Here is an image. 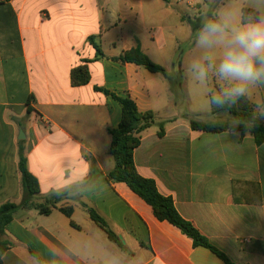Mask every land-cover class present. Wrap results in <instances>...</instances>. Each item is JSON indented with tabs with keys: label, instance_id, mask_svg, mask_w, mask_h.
Here are the masks:
<instances>
[{
	"label": "crops",
	"instance_id": "obj_1",
	"mask_svg": "<svg viewBox=\"0 0 264 264\" xmlns=\"http://www.w3.org/2000/svg\"><path fill=\"white\" fill-rule=\"evenodd\" d=\"M207 5L208 0L0 3V206L25 198L20 150L40 188L28 206L63 196L48 215L31 206L16 212L4 230L9 248L2 264H225L159 221L125 183L107 179L115 168L109 129L119 125L121 107L96 88L154 114V125L141 133L134 152L139 175L171 197L179 215L233 264H264V143L257 146L250 134L193 131L164 75L117 60L136 47L150 59L173 55L168 45L190 40L187 19L202 18ZM185 26L187 36L179 38ZM91 39L100 47L98 59ZM83 65L90 82L74 87L71 72ZM249 102L257 110L264 90ZM62 208H72L71 216ZM88 208L119 245L91 220Z\"/></svg>",
	"mask_w": 264,
	"mask_h": 264
},
{
	"label": "trees",
	"instance_id": "obj_2",
	"mask_svg": "<svg viewBox=\"0 0 264 264\" xmlns=\"http://www.w3.org/2000/svg\"><path fill=\"white\" fill-rule=\"evenodd\" d=\"M10 0H0V3H5ZM201 18L187 19L191 25L193 32L199 27ZM91 44L97 51V59L102 57L100 47L90 40ZM122 63L134 64L142 67L152 74H162L168 79L171 88L170 75L160 65L155 64L140 47H136L124 52L118 59ZM90 74L86 65L79 66L71 72V83L74 87H81L89 84ZM98 92L104 93L111 97L121 107V121L115 128L109 129L111 136V145L109 154L115 161V168L108 174L107 179L113 183H125L137 196L144 200L153 210L155 217L159 221H167L171 225L178 228L184 235L189 237L195 247H203L210 250L225 264H233L221 251L212 246L206 237H204L190 222L183 219L177 212L173 199L161 195L153 180L145 179L139 175L134 164V152L141 143V133L154 125V114L152 112H139L136 103L128 97H119L102 88L95 89ZM178 90V89H177ZM212 114L216 117L228 115L230 120L201 122L190 121V127L193 131H201L206 133H223L233 132L232 124L234 121H240L241 126L236 133L241 137L250 134L257 146L264 143V118L257 121L256 126L251 130L245 128V124L252 122L258 116L257 110L249 102V100H242L239 104L229 110H218L213 108ZM164 135V130L161 128L159 136ZM19 172L21 174L22 185L25 192V198L21 204L5 203L0 206V264H2V256L9 246L6 245L2 238L5 227L14 219L16 212L20 208L32 207L39 210L41 214L48 215L52 209L57 208L60 197L47 199L43 205L30 206L32 199L36 198L40 193V188L37 179L29 173L27 168V160L23 151L19 152ZM61 211L70 217L72 208H62ZM90 218L103 231L106 232L109 240L117 243V237L109 230L103 218L93 209L88 208Z\"/></svg>",
	"mask_w": 264,
	"mask_h": 264
},
{
	"label": "clouds",
	"instance_id": "obj_3",
	"mask_svg": "<svg viewBox=\"0 0 264 264\" xmlns=\"http://www.w3.org/2000/svg\"><path fill=\"white\" fill-rule=\"evenodd\" d=\"M190 44L192 53L185 62L189 83L216 85L206 95L204 110H229L264 90V0H208ZM257 113L246 129L264 118V102ZM240 126L234 121L232 131Z\"/></svg>",
	"mask_w": 264,
	"mask_h": 264
},
{
	"label": "rangeland",
	"instance_id": "obj_4",
	"mask_svg": "<svg viewBox=\"0 0 264 264\" xmlns=\"http://www.w3.org/2000/svg\"><path fill=\"white\" fill-rule=\"evenodd\" d=\"M182 34L180 33L179 38H185L187 32L190 28L185 26ZM170 51H174V54H164V55H151V60L165 68V66H170L172 69L168 74L170 75L171 82H173V88H177L173 91L175 96L174 101H177V110L180 113L187 114L194 121L201 122H213V121H224L230 120L231 117L228 115H222L220 117H215L211 111H206L203 109L205 101L206 89L212 90L216 87L214 81H210L206 87H200L195 84H190L185 73V62L186 59L192 53V46L190 40L182 41L174 44L168 45ZM171 59H173V65L175 71L172 68ZM168 80V79H167ZM208 90V91H209ZM173 96V97H174ZM62 199L63 196H57ZM54 198V197H53Z\"/></svg>",
	"mask_w": 264,
	"mask_h": 264
}]
</instances>
